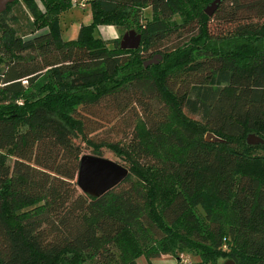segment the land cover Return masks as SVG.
Wrapping results in <instances>:
<instances>
[{
  "label": "trees",
  "instance_id": "16d2710c",
  "mask_svg": "<svg viewBox=\"0 0 264 264\" xmlns=\"http://www.w3.org/2000/svg\"><path fill=\"white\" fill-rule=\"evenodd\" d=\"M20 1L27 32L11 15ZM212 2L91 0V24L68 41L59 17L72 0H18L0 15V264H153L164 253L264 264V145L247 143L264 138V0H225L213 19L236 26L218 37ZM101 26L137 31L140 48L97 36ZM108 103L118 122L137 116L121 139L98 142L83 111ZM177 115L187 125L174 127ZM88 148L130 170L98 198L78 188Z\"/></svg>",
  "mask_w": 264,
  "mask_h": 264
},
{
  "label": "rangeland",
  "instance_id": "374dc122",
  "mask_svg": "<svg viewBox=\"0 0 264 264\" xmlns=\"http://www.w3.org/2000/svg\"><path fill=\"white\" fill-rule=\"evenodd\" d=\"M77 4V5H73L68 11H65L64 13H62L59 17V27H60V31L62 34V37L64 40L68 41V40H76L79 34V30L81 28L82 25H89L92 22V9L91 6H88L86 8L81 7V4L84 3L83 0H72V4ZM151 9H147L144 11V17L142 18L143 20H141L142 24H144L146 21V18L149 16L151 17ZM18 11L21 12L20 15V20L18 21V23H15V27L18 28V26H22V30L21 32H27L29 31V27H25L24 24L26 23V18H30V22L31 25L33 24V19L31 17H29V14L27 13V9L23 3V1H20L19 4H17L14 8V12L11 13L12 14H16ZM214 16H212V21L210 23V32L213 36H222L224 34H226L228 31L232 30L236 24L232 23H224L222 20L220 19H213ZM40 26V24H39ZM32 26H30L31 28ZM34 29V27H32ZM31 28V29H32ZM36 29V28H35ZM133 30V29H132ZM47 31V29H40L38 30V32L36 34H40ZM125 33H127V31H122L121 29H119L116 26H101L100 27V33L97 32V36L102 37L103 39H105L108 42L114 41L116 39H120V42L123 38V36L125 35ZM31 38V37H29ZM181 42V40L179 39H174L172 38L169 41V46L170 47H174L177 44H179ZM146 57H148V55H146ZM153 57L148 58V61L152 60ZM111 106H113L112 103H108V105L106 104H102L99 107H95V108H90V109H85L83 112L86 116V125L88 126L89 130H95L92 133V138H94L96 141L100 142V141H107L109 139H121L123 136V131L125 133H128L131 131L132 129V120L135 119V116H137V109L136 108H132L129 109L128 112L122 117L123 119H120V121L118 122L116 118H114L116 116L115 112H112ZM199 120L198 117L194 118ZM182 124L187 125V123L183 120L182 116H175L173 118V123L172 125L176 128H178L179 126H181ZM116 126V127H115ZM112 128H114V131H112ZM116 128V131H115ZM122 130V131H120ZM197 132H199L200 130L197 128L196 129ZM209 132L206 133V135ZM205 135V137H206ZM104 155L105 157H113L112 154L108 151L105 150L104 151ZM85 154H90L92 155L91 149H86ZM259 168V167H258ZM258 168H253L254 170H257ZM79 188V187H78ZM80 190V189H79ZM80 192H82L80 190ZM197 206V205H196ZM195 206V207H196ZM210 206H215V204L212 202L210 204ZM198 210V214L200 216V218H203L205 216V210L202 206H198L197 207ZM161 235V234H160ZM165 246V245H163ZM163 246L161 245L158 250L164 252L163 250ZM168 257H171V259H175L174 257H172L170 254H166L164 253V255H161L159 258L156 259H161L164 262L170 259ZM199 258L198 257H194L191 254H182L181 255V263L182 264H191L192 262H196L198 261ZM139 264H146L149 260H147L146 257L141 256L139 258ZM68 262H71V260H69ZM66 262V263H68ZM173 264H177V260L173 261ZM162 262L160 261L159 264H161ZM149 264V262H148ZM218 264H225L224 260H219Z\"/></svg>",
  "mask_w": 264,
  "mask_h": 264
},
{
  "label": "water",
  "instance_id": "95a60500",
  "mask_svg": "<svg viewBox=\"0 0 264 264\" xmlns=\"http://www.w3.org/2000/svg\"><path fill=\"white\" fill-rule=\"evenodd\" d=\"M16 1L18 0H0V15ZM224 1L214 0L206 8V14L212 17ZM141 41V34L131 30L123 36L120 47L124 50H137L141 46ZM161 59V55H155L152 60L145 63V66L158 64ZM206 141H219V139L214 134L208 133ZM247 143L249 145H264V138L256 134H249ZM129 175L130 170L127 167L113 160L86 154L81 158L77 183L83 193L98 198L123 183ZM225 264H235V262L228 260Z\"/></svg>",
  "mask_w": 264,
  "mask_h": 264
},
{
  "label": "crops",
  "instance_id": "0c3cea01",
  "mask_svg": "<svg viewBox=\"0 0 264 264\" xmlns=\"http://www.w3.org/2000/svg\"><path fill=\"white\" fill-rule=\"evenodd\" d=\"M168 258H170V259L167 261L168 264H173V263H174L173 261H176V259H171V257H168ZM160 261L162 262L161 264H166V261L164 262V261L161 260V259H154V260H152V263H153V264H159ZM138 264H139V261H138ZM146 264H148V262H147ZM177 264H178V263H177Z\"/></svg>",
  "mask_w": 264,
  "mask_h": 264
},
{
  "label": "built area",
  "instance_id": "2783aa9c",
  "mask_svg": "<svg viewBox=\"0 0 264 264\" xmlns=\"http://www.w3.org/2000/svg\"><path fill=\"white\" fill-rule=\"evenodd\" d=\"M84 1V3L83 4H81V7H83V8H86L87 7V5L88 6H90V2H91V0H83ZM72 5H77L76 3L74 4H72Z\"/></svg>",
  "mask_w": 264,
  "mask_h": 264
}]
</instances>
